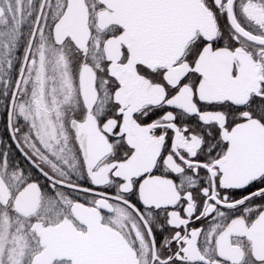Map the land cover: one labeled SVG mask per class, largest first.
Here are the masks:
<instances>
[{
  "label": "snow or ice",
  "instance_id": "snow-or-ice-1",
  "mask_svg": "<svg viewBox=\"0 0 264 264\" xmlns=\"http://www.w3.org/2000/svg\"><path fill=\"white\" fill-rule=\"evenodd\" d=\"M0 264H264V0H0Z\"/></svg>",
  "mask_w": 264,
  "mask_h": 264
}]
</instances>
